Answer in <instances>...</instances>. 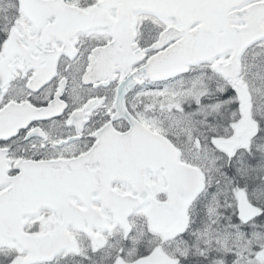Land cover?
Masks as SVG:
<instances>
[{"label": "snow or ice", "instance_id": "1", "mask_svg": "<svg viewBox=\"0 0 264 264\" xmlns=\"http://www.w3.org/2000/svg\"><path fill=\"white\" fill-rule=\"evenodd\" d=\"M0 264H264V0H0Z\"/></svg>", "mask_w": 264, "mask_h": 264}]
</instances>
